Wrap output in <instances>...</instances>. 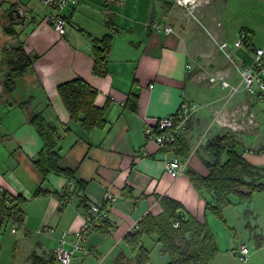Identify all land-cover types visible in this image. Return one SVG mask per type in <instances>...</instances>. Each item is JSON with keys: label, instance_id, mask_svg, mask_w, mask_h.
<instances>
[{"label": "crops", "instance_id": "0c3cea01", "mask_svg": "<svg viewBox=\"0 0 264 264\" xmlns=\"http://www.w3.org/2000/svg\"><path fill=\"white\" fill-rule=\"evenodd\" d=\"M35 1L37 5L29 7L32 0H16L25 10L26 21L13 27V35L2 31L0 36L3 44L0 47V187L27 201L24 231L15 244L13 264H31L32 253L44 260L52 259L50 264H56L52 250L58 238L65 233H77L85 222L77 194L70 196L62 212L56 198L34 197L38 189L70 192L72 184L54 175L45 180L36 168L34 161L43 143L29 124L32 113H41L48 123L59 127L60 166L73 171L77 180L86 182L83 195L87 205H103L107 194L116 198L109 210V235L99 232L88 235L74 259L75 264H87L91 260L93 264H114L115 260L109 262V259L117 252L132 258L123 238L149 212L160 213L163 198L179 203L192 217L203 222L206 203L211 198L193 186L187 172L208 175L201 161V158L206 159L202 147L225 125L217 119L220 127L212 130L213 123H206L209 115L205 113L189 122L184 136L189 141L191 154L184 160L187 171L177 179L165 168L166 160L172 158L174 152L160 151L147 135V130L155 129L159 119L176 114L182 102L196 96L190 91L187 68L191 61L186 36L174 27L175 33L170 35L148 28V22L160 16L152 13L149 0H70L65 13L69 19L67 32L60 37L48 23L51 8ZM13 3L9 2L5 15ZM75 5L89 11L96 19L95 23L90 19L86 32L78 30L73 22ZM110 18L117 33L108 62L104 69H99L104 73L99 75L94 71L93 43L89 36L103 38L108 33L106 21ZM224 19L238 26L240 35L247 34L243 47H235L239 39L233 45L228 43ZM221 21L224 42L236 63L250 64L253 50L264 49V0H226ZM20 43H24L26 53L37 60L14 79L15 89L7 94L3 83L10 69L1 62L8 52L21 46ZM75 78H82L98 91V107L108 106L105 128L87 133L80 123L71 121L57 88ZM30 99L26 109L19 107ZM130 99L136 102L135 111L128 105ZM249 99L257 101L258 106L264 105L257 97ZM58 123L69 132H64ZM261 125L264 129V120ZM261 135H237L240 145L236 151L258 168H264ZM230 200L231 206L224 210L225 223L207 214L220 251L211 264H264V242L256 246L247 229L250 224L264 238V192L254 193L248 202H241L236 196ZM41 229L45 232L37 235ZM95 235L114 242L107 257L98 253V246L89 244ZM155 239L144 238L153 246L152 251L161 250ZM242 245L250 248L248 263L236 258L237 249ZM19 246L23 250L20 259L17 257Z\"/></svg>", "mask_w": 264, "mask_h": 264}, {"label": "trees", "instance_id": "16d2710c", "mask_svg": "<svg viewBox=\"0 0 264 264\" xmlns=\"http://www.w3.org/2000/svg\"><path fill=\"white\" fill-rule=\"evenodd\" d=\"M19 7L13 3L6 11L7 24H2L7 34H14V25L8 20L7 13ZM67 22L69 19L65 16ZM153 21H150V26ZM112 19L106 21L108 33L101 39L89 38L93 43L94 71L96 74H103L99 69H104L108 62L114 35L117 33ZM37 57L26 53L23 45L15 48L5 55L1 62L2 66L10 69V75L3 83L5 93H11L15 89L14 79L21 76L30 68ZM58 94L70 115L73 122L80 123L81 127L90 133L96 129H103L107 125L108 106L98 107L96 99L98 91L94 89L82 78L62 83L57 88ZM31 99L19 105L26 109ZM130 109L136 110V102L130 99L128 103ZM29 124L34 128L38 137L42 140L43 147L34 164L42 177L46 180L48 176L54 175L67 180L72 184L71 190L77 194L79 205L84 210V215L89 213L90 205L83 195L86 189V182L77 180L75 173L60 166V156L58 147L61 143V132L57 125L48 123L41 113L29 115ZM189 124V123H188ZM58 125L64 132H69L66 126ZM185 135V134H184ZM179 137L171 146L170 150L174 156L187 160L191 154V147L185 136ZM240 145L237 135L232 132H219L209 139L202 147L205 158H201L203 165L208 170L207 176L198 175L188 171V176L194 187L203 194L209 195L210 202L206 203L205 219L199 222L177 202L170 199H161V212L153 214L149 212L138 222V228L128 232L122 242L129 248L132 258L120 252L114 264H151V252L153 246L148 244L144 238L155 239V244L160 245L161 253L168 257V264H211L214 258L220 253L214 234L208 222L207 214L225 223L224 210L231 205L230 198L238 197L241 202H248L256 192H264V168H258L236 151ZM226 157V161L223 158ZM4 196L10 198L9 205L4 202L0 204V231L9 219L24 224L27 201L21 196H13L4 190ZM71 196L69 190L63 192L38 189L34 197H54L60 202V212L68 204ZM106 206V204H104ZM184 210L189 215V221L182 223L177 217V211ZM247 215V214H246ZM178 224V227H175ZM111 225L109 221L103 223L94 232L109 235ZM247 229L251 239L256 246H262L264 238L257 233L256 229L248 224ZM154 244V243H153ZM31 264H50L52 259L44 260L32 253L30 256Z\"/></svg>", "mask_w": 264, "mask_h": 264}, {"label": "rangeland", "instance_id": "374dc122", "mask_svg": "<svg viewBox=\"0 0 264 264\" xmlns=\"http://www.w3.org/2000/svg\"><path fill=\"white\" fill-rule=\"evenodd\" d=\"M149 2L152 13L156 12L160 15L152 18L153 24L172 26L186 36L191 61L187 68L191 84L190 91L196 96L192 95L185 102L196 104L199 107L193 118L200 113L208 114L209 117L207 116L206 123L208 125L213 123L212 130L216 129V126L220 127L217 125V119H220L222 124L225 125L222 128L225 133L230 130L233 131V129L236 130V132L233 131L235 134L247 137H255L262 133L260 140L264 145V129L261 125L264 120V105L258 106L257 101L250 100L249 98L252 96H249L246 92L233 96L229 90L223 89L219 82L212 81L213 78L227 76L232 85L239 83L236 67L220 48L225 43L221 14L226 0H194L190 1L187 6L179 5L177 0H149ZM8 4L9 1L0 0V36L2 31L3 34H7L2 28V24H7L4 10L8 7ZM36 5V1L32 0L29 7ZM74 8L76 10L73 14V22L78 30L86 32L85 29L87 25H90V19L93 23L96 22V19L91 16L89 11H85L80 6L75 5ZM137 23H140V20ZM149 24L150 22H148V28H150ZM224 24L228 31L227 41L230 45H233L240 36L238 28H236L238 26L230 24L229 20L226 19H224ZM21 45H24V43ZM1 46L3 44L0 37ZM225 51L227 54H232L229 47ZM200 97L202 98L200 99ZM237 139L240 138L237 137ZM70 190L73 189L70 188ZM70 193L72 196H76L72 191ZM23 231V228L14 231L10 223L3 225L0 231V264L14 263L15 244L17 240L22 238ZM43 231L44 229H41L42 233L45 232ZM113 243V241H108L100 235H95L89 242L90 245L98 246V253L106 257ZM22 253V246H19L17 250L19 259ZM118 253L113 254L109 262L115 260ZM92 259H94L93 256ZM87 264H93V261H88ZM151 264H168L167 258L163 256L160 249L156 248L152 251Z\"/></svg>", "mask_w": 264, "mask_h": 264}, {"label": "built area", "instance_id": "2783aa9c", "mask_svg": "<svg viewBox=\"0 0 264 264\" xmlns=\"http://www.w3.org/2000/svg\"><path fill=\"white\" fill-rule=\"evenodd\" d=\"M40 3L48 6L52 10V14L48 18L49 25L58 34L63 37L66 35L68 22L65 18L66 10L68 9L70 0H38ZM190 1L194 0H177L179 5L187 6ZM156 32H162L170 35L174 34L175 30L171 26H161L159 24H152L149 26ZM247 40V34L242 32L239 40L235 43L236 48L244 46ZM228 47L227 43L221 45V49L226 54L227 58L236 67L239 76V83L232 85L227 79V76H220L213 78L212 81L220 83L223 89H227L233 96H238L242 92H246L249 96L257 97L264 103V49L256 48L253 50V58L250 64L238 65L232 54H227L225 49ZM199 107L196 104L182 102L179 111L176 114L161 118L157 122L156 128L147 130V135L156 142L160 151H170L171 146L176 140L183 136L186 132L188 123L193 116L198 112ZM166 172L173 178L177 179L187 171V164L175 156L166 160ZM10 198L4 196V190L0 187V204L4 202L9 205ZM116 201V198L107 194L105 197L106 206L90 205L89 213L85 216V222L80 230L75 234H63L58 238L55 247L52 250L56 264H75L74 259L82 250L83 243L88 235L103 225L104 222L109 221V210L111 204ZM14 231L23 228V224L15 222L12 218L8 220ZM178 227V224H175ZM138 228V223L135 224L134 230ZM37 235L41 234L38 230ZM251 251L248 245H242L237 249L236 258L241 263H248L250 260Z\"/></svg>", "mask_w": 264, "mask_h": 264}, {"label": "water", "instance_id": "95a60500", "mask_svg": "<svg viewBox=\"0 0 264 264\" xmlns=\"http://www.w3.org/2000/svg\"><path fill=\"white\" fill-rule=\"evenodd\" d=\"M7 18L14 26H20L26 21L25 10L22 7L13 8L7 13ZM177 217L182 223H187L190 219L184 210H178Z\"/></svg>", "mask_w": 264, "mask_h": 264}, {"label": "flooded vegetation", "instance_id": "af4514ba", "mask_svg": "<svg viewBox=\"0 0 264 264\" xmlns=\"http://www.w3.org/2000/svg\"><path fill=\"white\" fill-rule=\"evenodd\" d=\"M7 1L16 3V0H7ZM16 4H17V3H16Z\"/></svg>", "mask_w": 264, "mask_h": 264}]
</instances>
